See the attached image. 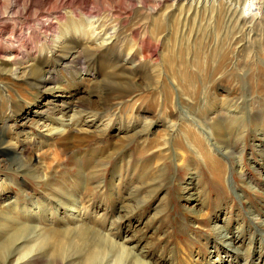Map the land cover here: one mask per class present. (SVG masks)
<instances>
[{"label": "rangeland", "instance_id": "rangeland-1", "mask_svg": "<svg viewBox=\"0 0 264 264\" xmlns=\"http://www.w3.org/2000/svg\"><path fill=\"white\" fill-rule=\"evenodd\" d=\"M0 141L8 264H264V0H0Z\"/></svg>", "mask_w": 264, "mask_h": 264}, {"label": "bare ground", "instance_id": "bare-ground-1", "mask_svg": "<svg viewBox=\"0 0 264 264\" xmlns=\"http://www.w3.org/2000/svg\"><path fill=\"white\" fill-rule=\"evenodd\" d=\"M74 57V56H73ZM52 78H49V79H45V81H48V80H51ZM154 103V102H153ZM184 138V137H183ZM188 138V137H187ZM189 139V138H188ZM185 140V139H184ZM186 141V140H185ZM188 141V140H187ZM190 141V140H189ZM187 146H190V147H192L191 145H188L189 143L188 142H186L185 143ZM189 147V148H190ZM201 148V147H200ZM205 149H203V150H205V151H203L202 149H196L195 147L194 148H191V150L194 152V154H198V155H200V157L204 160V162L206 163V165L209 163V165H211V162H212V159H214V158H212V157H210L211 156V154H209V152L206 150L207 148L206 147H204ZM202 150V151H201ZM8 151H10V147H7L6 146V144H4V141H0V154L1 155H3V156H5L6 155V153L8 152ZM201 151V152H200ZM207 151V153H205ZM207 154V155H206ZM213 154V153H212ZM215 160V159H214ZM16 162H18V169L20 168V169H24L26 166H25V164H24V162H22L21 161V159L19 158V161H16ZM15 162V163H16ZM216 162H218V161H216ZM23 163V164H22ZM27 165V164H26ZM222 165V164H221ZM212 168H216L213 164H212ZM223 166V165H222ZM209 167V166H208ZM210 168V167H209ZM208 168V169H209ZM207 169V168H206ZM216 170V169H215ZM208 171V170H207ZM213 172H214V170H213ZM210 175V174H209ZM82 234H81V236H85V235H87V233H89L90 234V232H88V230H84V229H82ZM221 232L219 233V237H220V239H221V241H223L222 243L224 244V245H226L227 246V248H230L232 245L230 244V243H228L227 242V236H225L224 234H223V232H222V229L220 230ZM55 237H58V235H55V236H53L49 241H48V243H47V248L49 249V251H50V247H51V250L53 251V253H52V255H53V257L55 258V257H59V255L66 249V244L65 243H63L61 240H55V242H54V244L51 246V244L53 243V241H54V238ZM81 240V239H80ZM83 240V239H82ZM81 240V241H82ZM86 240V239H85ZM84 240V241H85ZM81 241H79L80 243H82ZM83 244V243H82ZM78 247V243H76V248ZM8 252H9V245L8 246H2V247H0V264H8ZM16 255H18V252L16 253ZM17 264H29V260H27L26 261V258H19L18 259V261H17Z\"/></svg>", "mask_w": 264, "mask_h": 264}]
</instances>
